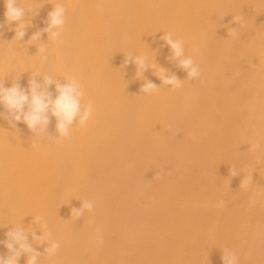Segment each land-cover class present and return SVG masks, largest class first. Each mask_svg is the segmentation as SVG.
Wrapping results in <instances>:
<instances>
[{
    "label": "bare ground",
    "instance_id": "bare-ground-1",
    "mask_svg": "<svg viewBox=\"0 0 264 264\" xmlns=\"http://www.w3.org/2000/svg\"><path fill=\"white\" fill-rule=\"evenodd\" d=\"M57 2L21 0L37 13L17 42L0 0V81L74 77L95 112L61 142H33L26 125L0 118V241L19 225L40 235L42 215L60 248L43 256L47 245L33 244L40 264H223L225 248L240 264H264V0H65L64 36L48 42L42 63L47 34L28 41ZM169 31L201 79L170 59L160 39ZM129 53L182 86L143 95L144 79L160 81L151 68L137 79ZM161 170L170 174L155 178ZM86 200L94 210L72 217Z\"/></svg>",
    "mask_w": 264,
    "mask_h": 264
},
{
    "label": "clouds",
    "instance_id": "clouds-1",
    "mask_svg": "<svg viewBox=\"0 0 264 264\" xmlns=\"http://www.w3.org/2000/svg\"><path fill=\"white\" fill-rule=\"evenodd\" d=\"M4 17L7 25L15 22V27L11 29L15 35L12 41L20 42L24 39L27 29L31 26L30 17L36 15L30 8L21 6V0H5ZM68 9L65 7V0H58L53 6V10L48 13L47 26L36 31L28 41L37 43L41 41L43 34H47V43H39L38 53L42 63H47L48 42H60L64 36L67 23ZM101 14L102 10H101ZM5 24H0V28ZM235 31V29H232ZM171 52L170 59L177 63V66L187 74V80H198L202 77L199 64L194 58L186 55L183 40L176 38L174 32L164 33L160 37ZM125 66L134 64L136 66V78L143 79V74L150 68L160 81L158 86L151 80L144 79L140 92L143 95H153L162 88L173 91L182 86V81L175 75L169 74L168 70L159 67L155 62H149L147 55L127 54L125 56ZM19 78H15L11 87H5L3 81H0V107L4 109L0 112V118L7 120L9 126L13 129L18 124L23 123L34 134L33 142L48 141L61 142L64 139L74 138L73 132L77 127L87 125L93 113L95 112L94 103L89 101L83 103L85 95L81 83L74 77L64 78V83L51 74L40 73L32 74L28 81L27 88L22 87ZM40 78V79H38ZM55 86V95L50 90ZM55 118V132L53 137L48 129L51 119ZM75 122V125H74ZM171 128V126H169ZM170 174V170H161L157 172L155 178L163 179ZM232 177L240 175L239 170L232 166L230 169ZM247 179L252 183V176L242 180L243 184ZM94 210V202L91 200L82 201L80 208L72 209V217L80 219L86 213ZM33 223L40 229V235L32 228H24L22 225L12 227L6 233V239L0 241L7 249V255H0V264H19L21 256H27L26 264H40L41 253L37 251L33 244L47 245L44 254L55 256L60 248V241L51 238V232L47 230L48 225L44 216H37ZM31 237V242L29 240ZM223 264H240V256L230 248L222 250Z\"/></svg>",
    "mask_w": 264,
    "mask_h": 264
}]
</instances>
